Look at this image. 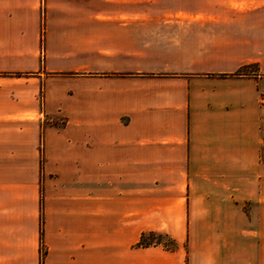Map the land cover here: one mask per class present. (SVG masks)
I'll list each match as a JSON object with an SVG mask.
<instances>
[{"label":"crops","instance_id":"0c3cea01","mask_svg":"<svg viewBox=\"0 0 264 264\" xmlns=\"http://www.w3.org/2000/svg\"><path fill=\"white\" fill-rule=\"evenodd\" d=\"M226 3L0 0V264H264V0Z\"/></svg>","mask_w":264,"mask_h":264},{"label":"rangeland","instance_id":"374dc122","mask_svg":"<svg viewBox=\"0 0 264 264\" xmlns=\"http://www.w3.org/2000/svg\"><path fill=\"white\" fill-rule=\"evenodd\" d=\"M41 11H43V0H40ZM125 7V6H124ZM118 4L113 9H124ZM226 10L228 9L226 0H135V11H152L162 14L170 11H196V10ZM41 51L42 46L40 45ZM60 119V118H59ZM55 119L54 123H60ZM155 239L165 240L164 237L157 236ZM167 242V241H166Z\"/></svg>","mask_w":264,"mask_h":264},{"label":"trees","instance_id":"16d2710c","mask_svg":"<svg viewBox=\"0 0 264 264\" xmlns=\"http://www.w3.org/2000/svg\"><path fill=\"white\" fill-rule=\"evenodd\" d=\"M41 31H42V28H41ZM155 237H157V236H153V235L148 236V238L146 240H144V239L141 240V243L148 244V243H151L152 241H158L157 239H155ZM167 242H169V241H167Z\"/></svg>","mask_w":264,"mask_h":264}]
</instances>
